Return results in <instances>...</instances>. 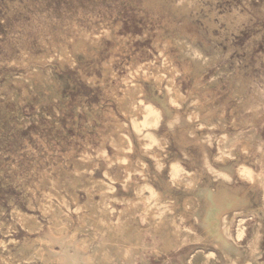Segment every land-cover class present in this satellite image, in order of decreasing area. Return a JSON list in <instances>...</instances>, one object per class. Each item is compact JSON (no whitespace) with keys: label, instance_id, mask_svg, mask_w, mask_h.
Listing matches in <instances>:
<instances>
[{"label":"rangeland","instance_id":"obj_1","mask_svg":"<svg viewBox=\"0 0 264 264\" xmlns=\"http://www.w3.org/2000/svg\"><path fill=\"white\" fill-rule=\"evenodd\" d=\"M179 1L0 0V264H22V245L48 230L49 217L43 214L40 201L53 181L59 182L68 200L73 225L83 211L76 207L88 200L86 190L92 180L112 183L119 197L130 195L122 186L125 170L118 162L107 167L97 152L105 143L112 156L109 138L125 130L117 126L125 117L116 93H121L131 65L164 73L161 85L154 89L157 94L176 69L174 81L184 97L200 92L203 103L224 121L215 132H239V141L251 146L239 155L264 177V0H195L188 11L178 7ZM78 29L98 41L88 53L73 51L69 39L77 36ZM177 38L199 49L208 60L197 83L192 63L180 57L173 43ZM55 42L66 43L75 63L58 58ZM46 54L51 59L44 58ZM166 61L172 68L165 67ZM34 66L43 71L51 68L53 88L26 79ZM143 84L151 93L150 82ZM160 133H166L164 126ZM169 138L168 149L181 154L175 139ZM84 152L92 158L83 160ZM214 152L216 147H212ZM229 161L235 164L236 159ZM148 163L154 186L182 201L184 188H166L155 178L154 164ZM183 164L189 170L192 167L189 159ZM135 176L142 180L139 174ZM160 176L169 180L166 169ZM75 177L79 178L77 200L67 192L73 191ZM201 178L203 183L206 174ZM231 185L242 188L248 198L233 219V239L239 251L227 256L197 224L193 229L202 235L200 239L188 238L166 248L163 236L153 234L140 221L142 246L135 264H244L257 238L259 255L253 264H264L263 190L237 177ZM95 198L99 199L97 193ZM115 205L119 210L124 203ZM16 209L35 216L41 228L29 230ZM240 218L245 219V234L238 239ZM187 222L192 223L191 219ZM55 247L62 250L59 243Z\"/></svg>","mask_w":264,"mask_h":264},{"label":"bare ground","instance_id":"obj_2","mask_svg":"<svg viewBox=\"0 0 264 264\" xmlns=\"http://www.w3.org/2000/svg\"><path fill=\"white\" fill-rule=\"evenodd\" d=\"M193 6L195 0H180L178 3V7L184 11ZM77 31V36L69 39L73 51L88 53L95 48L96 38L79 29ZM173 43L177 45L180 57L190 60L195 81L199 82L198 78L208 61L206 56L183 39L177 38ZM54 48L62 61L75 63L65 42H55ZM50 56L46 54L43 57L48 60ZM28 58L32 60L33 57ZM165 64V67H171L167 61ZM139 69L131 65L129 75L123 80L121 93H116L117 105L125 117L117 126L125 130H120L118 137L109 138L114 149L113 155H109L105 143L97 152V157L103 159L107 167L118 162L125 170L121 181L130 195L119 197L112 183L92 180L90 188L86 190L88 200L76 207L83 211L78 214L77 222L73 225L68 212V200L62 194L59 182L53 181L51 190L44 192L40 201L43 214L49 217L48 230L43 236L22 245L19 249L22 264H117V261L135 264V254L142 246L140 221H145L153 234L160 233L163 236L166 248L185 243L188 238L200 239L202 235L193 229L197 224L203 235L227 256L232 251H239L233 239V219L238 213L237 208L247 203L248 198L242 188L231 185V182L237 177L261 187L264 193V177L239 155L248 152L250 144L240 142L241 134L237 131L215 132V127L220 124L224 126L223 119L203 103L200 92L194 91L189 98L184 97L174 81L178 74L175 68L164 89L159 88V94L154 89L156 85H161L164 73L159 69ZM26 79L38 80L47 88H53L56 84L50 67L43 71L34 66ZM144 80L150 82L151 93L145 89ZM162 126L166 133H160ZM200 127L205 129L200 130ZM169 135L175 139L181 154L168 149ZM212 147H216V152L211 153ZM194 148L195 152L192 150ZM91 158V154L84 152L83 160ZM231 158L236 159L235 164L229 161ZM187 159L192 165L190 170L183 164V160ZM148 161L154 164L155 178L166 188L174 185L184 188L182 201L175 194H168L154 186ZM164 169L169 177L167 182L160 176ZM79 173L81 169H78ZM105 174L112 179L107 171ZM135 174H139L142 180L137 179ZM205 174L207 180L202 183L201 176ZM78 181L79 178L75 177L73 191L67 189L73 200H77L75 188ZM95 193L99 199L95 198ZM55 198L66 205H60ZM117 201L124 203L123 208L117 209ZM262 209L264 211V200ZM16 212L29 230L41 228L35 216L19 209ZM189 219L191 224L187 222ZM244 221V218H240L237 222L238 239L245 234ZM257 242L258 238L251 257L246 258L244 264H253L257 260ZM58 243L62 248L60 251L55 247Z\"/></svg>","mask_w":264,"mask_h":264}]
</instances>
